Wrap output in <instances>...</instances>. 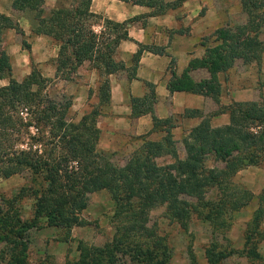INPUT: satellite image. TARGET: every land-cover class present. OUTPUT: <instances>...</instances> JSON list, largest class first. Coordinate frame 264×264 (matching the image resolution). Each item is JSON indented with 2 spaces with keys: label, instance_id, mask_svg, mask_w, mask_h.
Listing matches in <instances>:
<instances>
[{
  "label": "trees",
  "instance_id": "obj_1",
  "mask_svg": "<svg viewBox=\"0 0 264 264\" xmlns=\"http://www.w3.org/2000/svg\"><path fill=\"white\" fill-rule=\"evenodd\" d=\"M121 1L154 8L150 14H162L179 7L184 0ZM239 4L245 14L244 23L225 24L204 38L200 43L204 48L202 57L188 61L179 76L171 74L166 84L168 92L199 94L218 105L221 89L217 75L226 73L236 61L259 64L264 54L261 33L264 0H240ZM42 5V0H11L13 10L32 13L31 32L50 38L55 44V73L63 69L71 73L87 61L103 80L98 86L96 108L71 122L65 115V102L55 103L45 94L47 79L34 66L20 81L11 77L8 57L0 45V80L7 81L0 86V176L8 177L25 170L36 182H44V188L32 192L34 217L43 215L46 224L52 227L69 229L72 224L78 225L79 222H72L69 204L77 200L78 208L80 201L87 200V194L99 190L106 191L113 203L112 218L116 221L131 218L130 225H116L115 236L109 244L87 247L77 242V259L70 264H167L169 251L164 238L156 234L152 225H145L147 212L162 206L165 217L184 232L191 214L200 215L211 229L227 230L231 214L250 199L246 190L232 182V176L264 160V103L231 102L224 109L219 106L215 113L227 111L228 122L210 127L209 118H202L181 140L184 156L180 158L170 135L171 122L152 115L155 95L152 85L145 83L147 92L140 98H130V117L149 114L151 131L168 124L165 136L158 141L139 136L140 144L128 154L124 164L115 166L108 158L111 154L95 149L99 135L97 107L109 99L107 77L125 71L127 78L133 79L142 51L161 55L163 48L136 44L130 65L125 67L114 61L113 54L121 41L129 39L127 27L137 18L120 23L104 19L89 11L90 0H71L69 7L54 9L47 15ZM96 25L98 30L94 29ZM8 28L18 31L10 18L0 15V35ZM209 41L211 46L207 45ZM194 69H204L208 77L193 81L188 73ZM22 109L26 110L27 121L18 115ZM183 115L200 116V112L186 111ZM30 127L40 135L38 142L42 141L41 136L45 137V144L24 142L25 136L33 139L28 133ZM10 137L17 139L19 148L11 146ZM47 145L49 148L45 149ZM163 157H169L171 162L161 165L155 162ZM207 159L222 166L207 167ZM4 205L5 209L0 210V241L10 245L9 264H27L23 233L33 224L20 221L12 201L8 205L4 201ZM263 218L264 208L258 207L245 227L239 253L247 259L260 257L257 244L263 239L259 227ZM137 229L141 230V238ZM187 253L190 263L194 264L192 253L189 250ZM229 253L212 243L204 250L205 263L219 264Z\"/></svg>",
  "mask_w": 264,
  "mask_h": 264
},
{
  "label": "rangeland",
  "instance_id": "obj_2",
  "mask_svg": "<svg viewBox=\"0 0 264 264\" xmlns=\"http://www.w3.org/2000/svg\"><path fill=\"white\" fill-rule=\"evenodd\" d=\"M228 6V15L226 17V25L235 26L244 23L245 14L240 10V0H219ZM202 12V11H201ZM264 15V10H263ZM100 24V22H97ZM96 30L99 27L96 25ZM264 36V27L261 30ZM261 35V36H262ZM262 36V37H263ZM49 48L54 50L55 44L50 41ZM207 45L211 46L209 41ZM28 51V44L24 41L21 43L19 53L25 54ZM29 59V60H28ZM26 59L28 72L31 66H34L42 77L46 78L45 94L50 100L57 102H65V115L67 120L76 122V115L71 107L73 98L83 93L84 103L88 104L89 108H96L98 86L102 82V76H90L87 71H92L90 64L87 61L82 62L73 72H67L65 69L55 73L50 77L41 72L33 65L30 57ZM114 59V54H113ZM23 61L21 64H26ZM81 66V67H80ZM55 68V67H54ZM18 70H20L18 68ZM79 71V74L77 73ZM123 72V71H122ZM122 72L115 73L116 76H121ZM25 75L24 73L12 74L14 80L20 81ZM189 75V73H188ZM200 78V74L195 76ZM218 81L222 84V94L219 105H213L214 109L204 115L210 116L218 110V107L223 109L228 106L233 100V94L236 91L242 92L243 102H256V88L264 87V56H261L259 64L250 63L243 64L241 61H236L234 65L224 74L217 76ZM108 80V78H107ZM69 81V84L67 83ZM92 84V85H90ZM95 84V85H93ZM258 84V85H257ZM1 85V84H0ZM221 90V91H222ZM258 94V93H257ZM259 95L258 102H263L262 95ZM216 107V108H215ZM99 109V107H97ZM227 113V111H225ZM18 115L27 121L28 115L26 110ZM203 115V114H202ZM29 136L33 139L28 140L27 136L23 137L24 142L45 144V137L41 136V142H38L40 135L31 127L28 129ZM39 136V137H38ZM177 142L174 145L175 150L180 158L184 156L183 148L180 143L182 134L174 135ZM35 141H37L35 143ZM8 142L14 148H19L17 139L9 138ZM140 144L139 141H128L122 146H118L115 151H101L109 155L110 163L115 166H122L128 157V154ZM24 147V143L23 146ZM44 148V146H42ZM48 145L45 149H48ZM157 164L170 163L169 157H163L155 161ZM207 167H221L220 163H214L207 159L205 162ZM34 176L28 171H21L8 177L0 176V210L5 209L4 201L10 203L12 201L20 221L26 224H33V227L28 228L23 236L26 242V262L27 264H38L43 261L51 262L52 264H70L77 259L76 252L77 242L84 243L87 247H102L109 244L115 236L116 225H130L131 218H119L118 221L112 218L113 203L109 195L104 190L95 191L86 195V201H80L78 208L75 203L77 200H72L69 204V212L72 217V222H79L78 225L72 224L69 229L61 227H52L46 224L45 218L42 216L34 217V202L33 190H41L45 187V183L41 180H34ZM232 182L238 187L246 190L250 194V199L245 206L239 208L231 214L230 226L227 230L221 231L218 227L211 229L202 217L196 214H191L187 221V231H183L176 223L168 220L164 215V209L158 207L152 209L146 214L145 225H152L156 234L163 237L169 251V260L167 264H191L189 261V250L194 257V264H206L204 258V250L212 243L216 248L222 249L224 252H230L229 255L222 259L219 264H264V218L260 222V231L263 234V239L257 244V251L260 255L259 259L251 260L239 253L243 248L245 227L250 221L253 211L258 208H264V160L257 166H247L232 176ZM34 182H33V181ZM214 191L210 192L213 195ZM141 238V230H136ZM256 240V235L253 236ZM10 245H6L0 241V264H9V249ZM17 250V249H16Z\"/></svg>",
  "mask_w": 264,
  "mask_h": 264
},
{
  "label": "crops",
  "instance_id": "obj_3",
  "mask_svg": "<svg viewBox=\"0 0 264 264\" xmlns=\"http://www.w3.org/2000/svg\"><path fill=\"white\" fill-rule=\"evenodd\" d=\"M42 1L45 15L54 9L66 8L71 4V0ZM172 1L174 0H163V2ZM89 11L118 23L137 18L127 27L129 39L121 41L114 53V61L123 63L125 67L130 65V59L137 50L136 44L163 48L161 55L142 51L136 62L133 79H128L125 71L121 76L108 75L109 99L98 109L96 127L99 130V135L96 149L106 152L115 151L118 146H122L128 141L140 142L138 137L142 135H145V139L149 141H158L165 136L164 129L168 124L163 125L157 131H151L152 119L149 114L130 117V98L142 97L147 92L145 83L152 85L155 95L152 115L158 120H169V124L171 122L170 135L175 143L178 139V137H174L176 133L182 134L181 143L183 137L202 118H209L210 127H219L228 122L226 112H214L215 114L212 113L210 116L204 115L213 110L216 105L208 97L182 91L170 93L166 89L167 81L172 73L179 76L188 61L202 57L204 51L200 45L202 40L226 24L227 5L219 0H184L175 9L167 10L162 14H150L154 8L131 2L90 0ZM0 15L10 18L18 30L4 29L0 35L1 49L8 57L10 72L12 74H28L26 59L30 57L33 65L41 72L45 70L46 75L53 77L56 48L51 51L48 45L51 41L50 38L31 32L34 26L32 13L27 10L15 11L11 8V0H0ZM24 41L28 44L26 55L18 52ZM204 44L206 43L204 42ZM23 61L26 64H21ZM87 72L90 76H96L94 70ZM77 73L79 74V71ZM199 74L200 78H196L195 76ZM221 74L219 73L217 76L219 77ZM189 76L193 81L208 77L204 69H194L189 72ZM6 83L5 79L0 80V86ZM67 83L69 84V81ZM222 88V84H220V89L222 90ZM222 92L223 90L220 91V94ZM257 93L261 94L264 100V87L256 88V102L260 98ZM82 95L83 93L73 98L71 105L76 115V121L89 108L88 104L83 105L85 98ZM241 96L242 92L236 91L233 94V101L243 102ZM220 99L221 95L219 103H221ZM192 110H198L200 116L183 115L184 112Z\"/></svg>",
  "mask_w": 264,
  "mask_h": 264
}]
</instances>
